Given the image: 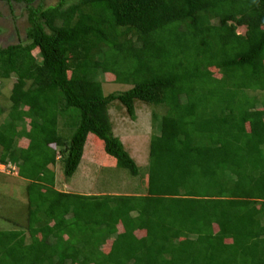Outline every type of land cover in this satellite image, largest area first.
<instances>
[{
  "label": "trees",
  "instance_id": "obj_1",
  "mask_svg": "<svg viewBox=\"0 0 264 264\" xmlns=\"http://www.w3.org/2000/svg\"><path fill=\"white\" fill-rule=\"evenodd\" d=\"M6 2L28 26L0 46V164L27 217L0 230V264H264V0ZM102 75L132 87L106 95ZM115 101L133 120L138 101L166 109L144 172ZM90 141L144 193L59 190L52 146L71 178Z\"/></svg>",
  "mask_w": 264,
  "mask_h": 264
},
{
  "label": "rangeland",
  "instance_id": "obj_2",
  "mask_svg": "<svg viewBox=\"0 0 264 264\" xmlns=\"http://www.w3.org/2000/svg\"><path fill=\"white\" fill-rule=\"evenodd\" d=\"M73 2L68 1L65 6ZM40 3L44 6H54L59 3V0H35L33 4L36 6ZM27 13L25 4L16 3L12 13L6 0H0V46L17 43L20 37L26 38ZM238 32L244 34L246 27H238ZM15 80L13 77L3 81L1 87L4 94L9 95ZM100 80L106 95L123 92L132 87V85L115 83L106 75L100 76ZM0 105L5 108L6 101L4 99L0 101ZM155 113L158 120L153 118ZM165 113L166 109L162 106L148 105L138 101L136 103L137 118L133 120L122 103L115 101L109 108L113 132L136 159L141 167V172H144L148 165L150 138L156 128L154 123L160 131L161 120ZM5 116L1 115L0 121L5 119ZM60 124L61 130L69 137L74 128L70 129L68 125L62 129L64 124L62 122ZM93 143L90 141L87 144L80 167L71 178L65 177L61 149L58 146H52L57 150L59 159L56 172L57 188L78 193H142L146 186V179L142 177V173L140 176L134 177L126 169L116 167L114 161L105 156L101 146H95ZM15 170L17 171L9 165L0 164V230L21 229L26 224V181L17 176ZM211 189L214 191L213 188ZM27 236L29 237V235ZM106 250H108V246Z\"/></svg>",
  "mask_w": 264,
  "mask_h": 264
},
{
  "label": "crops",
  "instance_id": "obj_3",
  "mask_svg": "<svg viewBox=\"0 0 264 264\" xmlns=\"http://www.w3.org/2000/svg\"><path fill=\"white\" fill-rule=\"evenodd\" d=\"M142 193H144V192H142Z\"/></svg>",
  "mask_w": 264,
  "mask_h": 264
}]
</instances>
